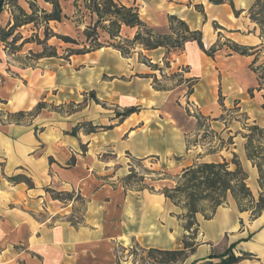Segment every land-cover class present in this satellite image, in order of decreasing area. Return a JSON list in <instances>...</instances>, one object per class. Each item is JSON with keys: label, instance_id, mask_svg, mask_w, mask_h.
<instances>
[{"label": "crops", "instance_id": "obj_1", "mask_svg": "<svg viewBox=\"0 0 264 264\" xmlns=\"http://www.w3.org/2000/svg\"><path fill=\"white\" fill-rule=\"evenodd\" d=\"M230 1L233 7L228 1L119 0L136 6L146 27L160 34L169 31L170 16L179 18L201 33L204 49L216 47L213 56L195 41L170 51L138 47L127 57L102 47L40 58L14 71L0 52V264H129L119 259V248L132 243L182 249V210L161 193L175 183L158 179L154 185L163 188L154 191L124 184L136 170L132 161L157 160L164 173L177 176L195 162L236 155L258 197V172L239 139L243 127L264 129V25L251 18L258 0ZM17 2L26 10V0ZM7 16L0 14L2 25ZM135 32L123 26L120 35L132 39ZM131 107L137 111L116 117ZM233 108L243 123L225 120ZM197 115L210 120L217 140L187 147L186 139L201 133ZM224 135L231 137L228 146L218 145ZM196 222L186 264L231 245L235 255L252 257L236 264H264V209L251 218L229 198L212 218L197 214Z\"/></svg>", "mask_w": 264, "mask_h": 264}, {"label": "trees", "instance_id": "obj_2", "mask_svg": "<svg viewBox=\"0 0 264 264\" xmlns=\"http://www.w3.org/2000/svg\"><path fill=\"white\" fill-rule=\"evenodd\" d=\"M51 5L50 12H43V19L46 23L50 21L61 22L65 15L62 11L59 0H43ZM135 1V0H134ZM214 4H221L226 1L233 7L230 0H209ZM13 3L15 0H0V14L4 10L6 3ZM262 2L258 0L253 9ZM79 10L82 9V17H88L89 22L85 28L77 31V39L69 36H56L65 44L76 45V49L69 48L63 58H68L72 55H81L98 50L102 47H111L121 53L122 56H129L135 47H140L144 50H155L158 48H165L167 51L171 49H180L187 41H195L198 46L208 56H213L216 47L208 50L204 49L201 42V33L199 31H192L187 24L175 16L169 17V31L167 33H157L152 29L146 27L144 22L139 18L138 8L136 6H126L121 4L119 0H76ZM81 4V5H80ZM15 10L19 17H14L13 24L9 25L7 29L0 28V41L7 42L11 38V45L18 42V38L14 36L17 28L33 23L35 18L34 11L27 14L18 5L13 3ZM30 5V9L33 10ZM261 26L264 25V19L258 20L253 15L251 16ZM129 27L136 28V32L132 39L123 38L120 35L121 28ZM44 40H48V33L45 34ZM26 42V41H25ZM236 52L245 54L246 50L239 47H234ZM56 48L51 47L46 53H39L36 55V60L40 58L57 57ZM97 102V100H95ZM41 104H38L36 109H40ZM135 107H131L117 113L116 117H126L136 112ZM200 118H203L199 116ZM201 123L198 122V130ZM247 127V126H246ZM104 130L110 127H102ZM78 128H74L72 134L77 132ZM251 132H256L264 135V129L258 126H251ZM208 133V131H205ZM216 137V134L214 135ZM207 135H203L201 139L206 140ZM247 143L245 145V154L248 161L258 172V185L261 189L258 197L255 198L252 191L247 185L248 175L241 167L236 155H233L232 162L223 159L221 162H195L193 165L185 168L176 176L175 185L168 188L165 187L161 193L173 205L182 210L180 218L184 221L183 229L187 234H184L182 239L183 248L180 250H159L154 248H142L136 245L131 251L132 257H137L138 251L142 255L156 259V264H186V260L194 253V238L198 231V224L196 222V215L201 214L204 219L212 218L215 210L219 206L227 203L229 198H232L240 212H249L251 218H256L264 209V169L262 165L256 162V154L251 151L253 137L246 135ZM222 139H219L221 142ZM198 141H190L186 139L187 147L196 144ZM231 142H229L230 144ZM233 165V168H231ZM133 171L123 180L124 184H130L128 181L134 177ZM142 182V179H140ZM201 204H210L208 215L206 211L200 208ZM73 224V222H71ZM234 246L231 245L221 253H212L207 259L202 261H193L188 264H236L245 259H251L249 254L242 253L237 256L233 252ZM214 260H218L214 262ZM134 261V259H133Z\"/></svg>", "mask_w": 264, "mask_h": 264}, {"label": "rangeland", "instance_id": "obj_3", "mask_svg": "<svg viewBox=\"0 0 264 264\" xmlns=\"http://www.w3.org/2000/svg\"><path fill=\"white\" fill-rule=\"evenodd\" d=\"M37 0H26V6L24 10L15 0L13 2L14 4L18 5L21 9H23L27 14H31L32 11H34L35 18H37L33 23H30L26 25H23L14 32V36L16 39L18 38V42L15 45H11L10 41L11 38L7 42H3L0 44V52L4 51V61L7 64L6 68L13 67L17 71L20 68L23 67H34L36 60V55L39 53H46L49 51V48L54 47L56 48L57 54L61 55L62 57H65L66 51L69 48L76 49V45H70L65 44L61 40H59L56 36H50L52 35H61V36H71V38L77 39V31L76 29L79 27V30L82 31L85 28V23L88 24V19L86 20L82 17V9L79 10L78 6L76 4V0H59V4L61 5L62 11L65 15V18L61 22H58V24L54 21H50L46 23L43 19V12H50L52 7L50 4L49 9L46 8L42 3H36ZM13 3H6L4 6V10L7 12V19L8 23L6 25H2L3 23L0 22V28L7 29L9 25L13 24L14 17H19L17 11L15 10ZM30 5H32L34 8L33 10L30 9ZM81 5V4H80ZM45 7V8H44ZM257 17V19L260 21L264 19V0L260 2L259 5H257L254 10H252L251 16ZM258 15V16H255ZM6 19V18H5ZM84 20V21H83ZM2 23V24H1ZM82 29V30H81ZM48 33V40H44L45 34ZM69 36V37H70ZM26 41V42H25ZM4 47V50L2 48ZM138 48V47H135ZM134 50V49H133ZM142 62L145 60L142 58ZM10 66H9V65ZM67 111L73 110V106L67 105L66 107ZM225 120L226 121H232V120H238L241 123H243V117L242 114H240L238 111L236 112V108H233L230 113L225 114ZM197 119V127L198 122L201 123V127L199 130L201 133H193L192 136L190 135V141H200L202 142L203 135H207L208 138H206V141L209 140L210 142L212 140H217L214 135V130H209V121L205 118H200L198 115L196 116ZM252 125H249L247 127H243V131L241 132L242 136L244 137V140H240L239 142L243 144L244 149L245 145L247 143V139L245 138L246 135H252L253 137V143L251 151L254 152L256 155V162L262 165V169H264V135L251 132L249 128ZM205 131H208L206 133ZM224 139L221 142H218V145H225L228 146L229 142H231V137H228L227 135L223 136ZM212 139V140H211ZM233 156H228L227 160L228 162H232ZM132 161V160H130ZM239 161V160H238ZM161 162V161H160ZM135 172L133 173L134 177L131 178L128 182L130 183V187H133L135 189H139L142 185L147 187L148 190H159L160 185H154V182L156 183V180L158 179H168L171 178V180L175 183L176 175L173 174H166L164 173L165 166L164 164L157 163V160H148L145 162H134ZM162 164V165H161ZM231 168H233V165H231ZM170 176V177H169ZM140 179H142V183L140 182ZM124 180V179H123ZM145 180V181H144ZM250 183V181H249ZM167 184V183H166ZM153 185V186H152ZM175 185V184H174ZM172 187V186H171ZM163 187H161L162 189ZM254 191V190H253ZM255 192V191H254ZM67 199H70V197H66ZM209 206L210 204H201L200 208L208 215L209 212ZM201 215V214H200ZM202 216V215H201ZM70 221L75 223L78 222L76 219L70 218ZM135 243H132L130 246L124 247V249L119 248V259L122 261H128L129 264H156V259H153L152 257H147L146 254L142 255L140 251H138L137 257H132L131 251L135 247ZM134 259V261H133Z\"/></svg>", "mask_w": 264, "mask_h": 264}]
</instances>
